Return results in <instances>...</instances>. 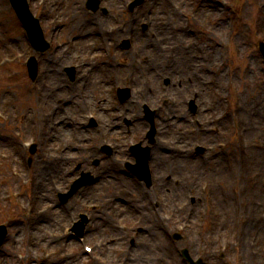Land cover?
I'll use <instances>...</instances> for the list:
<instances>
[{
  "label": "rangeland",
  "instance_id": "rangeland-1",
  "mask_svg": "<svg viewBox=\"0 0 264 264\" xmlns=\"http://www.w3.org/2000/svg\"><path fill=\"white\" fill-rule=\"evenodd\" d=\"M112 0H108V3L111 4V7L116 9L118 7V5L121 4L122 0H115V2H111ZM151 4H155L156 0H148ZM163 1V0H161ZM180 2H182V5L185 6V8H188V2H190V0H178ZM229 1V0H227ZM264 2V0H261ZM0 4L4 7L5 12L7 11V3L5 0H0ZM206 4V2H205ZM207 10H210V8H216L217 4L212 3L211 1L207 0ZM236 4H238V8H237V12L235 15L231 14L229 12V10H227L226 8H221V6H219V10L216 9H212V12L210 13L211 16L210 18L213 20L217 17H219L218 23L217 25H221L220 28H218L217 30L219 31V41L223 44V42L226 40L227 37L231 36L232 41L236 42L237 40L240 42L239 45V49L242 52V56L245 55V59L244 61L241 62H237L234 59V56L232 55L234 53V51H231V61L229 62V66L230 68L227 66V63L225 65H223V70L221 71V73L218 76V79L223 78V82L222 84L225 85L227 82V76L226 75H230L233 76L231 73H234V75L236 76H240L242 74V69L244 66V62L246 60H250L253 65H252V70L250 71H245V75L251 79H253V86L251 85V92L250 95L252 98L256 97L259 98V100L262 101V104L260 105V108H258V111H263L264 110V70L261 68V64L257 55V47H256V38L263 36L262 34H264V17L262 18V22L260 21V15H256V13L254 12V10L252 9V7L249 5L250 2L249 0H236ZM38 9V6L36 7ZM244 8V10H243ZM240 11V12H239ZM241 11H243V13H241ZM4 12V13H5ZM3 13V12H1ZM12 15V10L10 9V12ZM6 14V13H5ZM167 15H162V18H158L156 20V26L157 29L160 30V32L165 33L166 32V36L168 34L172 35V39H166L164 38V44H173L176 42L178 36L173 35V33H177V31H171L170 30H165V28L162 25V21L163 22H168L167 20ZM11 17V15H10ZM9 16L6 15L7 20V24L10 26L12 24L11 18ZM14 17V16H13ZM10 21V22H9ZM178 23V19H172L169 22V27H171L172 25L175 26ZM125 27L127 28V25H125ZM139 27V22L137 24V28ZM136 28V30H137ZM49 32V31H47ZM18 29H15V33L14 35H12L13 37H17L19 34ZM194 34L192 36L191 35V31L190 33L187 31L186 33H180V36L182 37V39L180 40V44L183 43H190V42H195L194 45H197L195 47V51L200 55L202 54V49L197 41L198 40L199 43H204L208 41V38L205 34H199L196 36V33L193 32ZM48 34V33H47ZM182 34V35H181ZM218 35V34H217ZM1 36V35H0ZM93 37H95L94 35H92L90 37V39H93ZM146 38H148V36H146ZM204 38V42H202ZM210 43V44H209ZM208 46H211L212 41H209ZM133 45L138 48L136 43H133ZM79 46L76 48V50L78 49ZM194 46L192 48L191 51H193ZM132 50H129V53L127 54H123L121 56L120 59H118L120 62L124 61L126 63V68L128 69L127 71L123 72V73H118L120 76H125L126 75H130V71L131 70H135L134 66L132 65V61L130 55ZM6 51L2 50L0 51V56H3V54H5ZM179 54H186L181 48L178 51ZM192 53V52H191ZM162 54V60H165L166 58L165 55H169L170 53L167 52L165 55L164 53ZM224 53L221 50V56L219 55L216 58H212V61L210 62V64L214 65L218 62V59L220 57V61L224 60ZM82 55H88L86 54H82ZM143 56V54H142ZM204 58L199 57V56H195L196 59H188L187 63H186V72L183 73V80L185 83H192L191 80V76H190V71L192 72V67L190 66V63L195 64H204L207 65V57L208 55L203 53ZM54 58V57H53ZM94 62H99V56L96 54L94 56H92ZM206 61V62H205ZM71 63L74 64L73 61H70ZM129 62H131V65L129 66ZM226 62V60L222 61ZM160 63L157 62V66H155V74H158V72L160 71L161 68H157L158 65ZM104 67L103 64H96L94 65L93 63V67L94 69L98 68V67ZM50 69L53 68L54 69V73H52L54 77L58 78V71H61V67L55 66V65H51L50 64ZM57 67V68H56ZM109 68V66H106ZM159 70H157V69ZM206 68V67H205ZM58 69V71H56ZM131 69V70H129ZM207 69V68H206ZM20 71V69H19ZM207 71V70H206ZM135 72L137 73V71L135 70ZM147 73H152V69H147ZM26 71L25 70H21L20 71V76L25 75ZM78 74V73H77ZM108 76L102 80H100V77H96L98 76L97 74H94V78H96V84L100 81H102L100 83V88L99 90H95L92 87L87 88L86 87V97L90 98L94 95V98L92 99V103H95L96 101H98L100 98L101 99H105V103L107 105V107L110 105V103H112V101H114L115 99V94L112 92L113 88H114V81L111 80L113 79V77L111 76V74L113 73H109L108 72ZM188 74V75H186ZM17 76L16 78L13 79H8L5 80L4 82H0V90H7L10 89L12 92H16V100L13 101V105L16 104L18 107L21 108V111H23V116L22 117V121H27V124H32L29 122L28 117L30 115V111L31 110H36L37 107H40V109H49L50 106L56 104V102L60 103V107L62 109H66L65 112H61L60 111V107L57 110V117L59 116L60 121L58 123L57 128L53 129V126H50V120L47 121V123L45 124L44 122L41 124V126H39V129H37L35 135H34V130L30 129L28 127L27 129V134L23 135V137H21L22 139L26 138V137H31L33 136L32 140L35 139V141L37 142V147H38V151L36 152V154L31 157L32 163L30 164L31 168H32V180L34 181H38V179L40 181H44L43 186H46L47 191L50 194V198L52 199L53 195H52V189L49 183V178H52L55 174L54 172L57 173V176L55 177V179H57L56 181H59V183L62 185V181H64V175H66V171H68L69 169V163L65 165V163L63 164H58L56 161H48V157H50L52 154H54L56 151H63L66 148H68V151L66 153L67 156H71L72 158L77 157L76 160H82L80 157H83V155H85L84 150L85 148L91 149L95 146L99 145V141H100V136L98 134V132L102 131V128H100L101 124L97 127V128H88L86 130H84V128H74V131L69 132V134L67 135V133L65 132V126L66 125H71V121L73 119L78 120L80 118H82V120L86 119V112L85 110L81 107V104H79V100L76 98L74 100H72L71 97L74 96L73 90L70 91H66L65 88L61 89V92L64 94H68L67 98H70V100H67V98L65 99V96L59 95L56 92V97H51V103L50 101H48V104L46 106L40 105V103L37 102V104L34 101V94L32 93L31 96H24L21 97V95H24V89L21 85L22 82L20 79V76ZM208 76L211 75V73L207 74ZM244 75V77H245ZM217 79V78H216ZM130 80L133 81L132 79V75ZM139 79H137L138 82ZM61 81L64 83H67L65 81V79L61 78ZM190 81V82H189ZM44 81L42 79L39 80V83L37 84L38 86H41L40 84H42ZM198 85L200 84L198 81H195ZM244 82V78L242 80V84ZM49 83V82H48ZM28 85V83H26ZM136 81L134 83V81L132 82L131 85L129 86H124L123 83H121V86L123 87H132L135 86ZM11 86L13 87V89L11 88ZM110 86V87H108ZM178 86L179 83L175 82V89H177V93H179L178 91ZM42 87V86H41ZM84 85L83 83H79L77 88L75 91H77L79 89H83ZM180 87V86H179ZM190 85L187 86V88H189ZM41 88H36V90H39ZM243 89V88H242ZM1 92V91H0ZM2 93V92H1ZM46 93V91L44 89H42V92H40L39 96L41 99H49V98H45L44 94ZM53 94L54 91H52ZM6 94V92H5ZM47 94V93H46ZM180 94V93H179ZM178 94V95H179ZM254 96V97H253ZM179 98V97H178ZM40 99V100H41ZM79 99H80V95H79ZM100 101V100H99ZM221 103L223 105V107H225L226 103L224 101V99H221ZM96 104V103H95ZM250 104H252V101L250 100ZM40 105V106H37ZM133 110H135L136 108L132 107ZM12 113H14V111H10ZM9 111L8 113L11 114ZM122 113V112H121ZM120 113V114H121ZM63 114H68L69 115V119L65 120V117ZM112 116L107 115L108 117L110 116V118H112V120L116 117L115 116V112L111 113ZM132 114V113H131ZM130 114V111H128L127 113L123 114V118H121L120 120H118L119 122H121V127H124V118L127 119H132V115ZM12 116H14L13 114H11ZM115 116V117H114ZM180 119H184L187 120V118H181L180 115H178ZM17 117V116H16ZM54 117V116H53ZM52 117V118H53ZM191 117V116H190ZM51 118V119H52ZM138 118H140V115H138ZM136 118L133 121H136V124L130 125L128 128L129 131V135H136L138 134L139 131H142L143 128L145 127V124L142 123V121H137ZM63 119V120H62ZM175 118H173L174 120ZM98 119H96L97 122ZM17 119L13 121L12 124H7L6 125H1L0 124V150H7L9 148L13 149V153L15 156H17V154L19 153V146H18V141L16 142L14 139H12L11 134L12 132L10 131V129H13L12 127L15 126L18 130V128H21V126L23 125L21 122H16ZM132 121V122H133ZM225 121V120H224ZM223 121V122H224ZM35 124H37L36 122L38 121H34ZM33 122V123H34ZM187 122V121H185ZM222 122V123H223ZM50 123V124H49ZM61 123V124H60ZM134 123V122H133ZM60 124V125H59ZM72 126V125H71ZM147 126V125H146ZM181 126V125H180ZM185 126V130H187L185 134V136H187L186 142L182 141L183 143H186L187 145H192L194 140L196 139L195 134L192 135V133L189 132V129H193L194 125H193V120L192 117L189 118L188 122L184 125H182V128ZM229 122H228V127L229 128ZM181 128V129H182ZM96 129V130H94ZM89 130L92 132V134H90ZM181 131V130H180ZM184 132V131H182ZM33 134V135H32ZM191 134V135H190ZM40 137V139H39ZM217 135L213 134L212 135V141H207L208 143L210 142H217ZM237 142V140H236ZM79 143H81L84 147L83 149H76V147L74 145H79ZM230 150H229V154L228 156L226 154H223L220 151L216 150V153H211L208 156V159L206 161L202 160L201 157L199 156H195L194 158H190L188 156H185L184 159L185 161H183L182 159H178L177 161L178 164L175 166V168L173 169V174L180 180V184H176V185H170V189L168 187H163L162 190H157L156 193L158 194V196H161V198H167L168 195L171 193L175 199V202H180L183 198L182 197H176V196H180L181 193L185 192L183 190H181V186L182 184L184 185L193 175H200L201 173H204L205 175H207L208 173L211 174V176H209L212 181L216 182L219 180H222V182L220 181V185L219 188H217V191H219L218 193L215 194V198L217 199L218 205H219V210L220 213L223 214V218H222V222L225 224L229 223V216H232V207L234 204V199H233V193H224L228 191V187L227 184L230 182V179L232 178V171L234 169H237V165L235 164L236 160H240L242 159V157L240 156V153L237 151V143L236 145H234V140L232 142V144H230ZM255 153H259L263 156L259 157L256 156L254 157L255 160V164H254V168L255 169H263L264 171V152H257L254 151ZM27 158V157H26ZM26 158L23 159V164L26 165ZM222 159V160H221ZM244 159V158H243ZM253 159L251 158V161ZM48 161V162H47ZM47 164H46V163ZM169 164V162H168ZM167 162L165 163V167L164 170H167ZM92 165V163H91ZM90 165V169L93 172L99 173L101 174V178L100 181L98 182V186L96 188V194L97 197H100V194L102 196V194L105 196H107L106 198V203H107V199H113L114 202L112 204H107L108 206V210H109V215H111L113 210H118L117 213L119 214L121 221L123 220V216L129 211L130 206L132 205V202L134 201V199L136 197H138V194H140L141 190L139 189V187L134 184V182H128L124 176L122 178V180H116L114 177H112L110 175L111 172H116L115 169L116 167H114L111 163H107V162H103L100 164L99 167L95 168L94 166ZM227 172H226V171ZM234 172V171H233ZM58 173H59V178L58 177ZM105 173V174H104ZM205 177V176H204ZM201 177V180L204 178ZM224 180V181H223ZM256 181V180H254ZM126 186V187H125ZM5 189H9L12 187H9L8 185L4 186ZM120 189H123V191H125V193L123 192V194H120L118 191ZM42 192V197L41 199L44 197L45 192ZM250 192H253V195L255 197H257L258 200H264V189L263 188H257L256 190L253 189ZM135 193V195H134ZM151 195V194H150ZM228 195V196H226ZM250 194L246 195L243 198H248ZM105 200V198H103ZM43 201H39V203H41L42 205L46 206L49 208V213L51 212V210L54 208L53 206L50 207V202H48L47 200L42 199ZM127 201L126 203L123 202ZM197 204H194V206H196ZM11 207H14V209L16 208L13 205H11ZM48 213V214H49ZM23 212L20 211H16V213L13 212L12 213H8L5 217H9L7 220L8 222V227L10 228V232L11 235L14 234L16 236V238H12L9 237L7 242H5V247L3 249V251L1 252L2 254H0V264H16L15 262V253L17 251V247L19 246V242L22 241L24 235L28 234V231L32 229H27V222L24 220L23 216H22ZM133 215V214H132ZM132 215H130L129 217H127V219H125L127 222H129L130 220L134 219L135 217H133ZM52 216V213H50V217ZM46 218V217H45ZM49 219V218H48ZM47 219V220H48ZM105 221V220H104ZM110 217H108L107 222L109 224V226L111 227V231L110 232H103V237L104 239H106V237L109 236H113V235H117L119 234L116 230L115 227L113 225V223L111 222L110 224ZM48 222H50V220H48ZM48 227H46V229L53 231V224L52 223H48ZM230 224V223H229ZM264 231V228L259 229L257 231V234L260 235L262 232ZM185 233H189V231L185 232ZM184 235V234H183ZM196 236V233H195ZM262 236V234L260 235ZM164 241L166 242V246H169V241L168 239H164ZM163 241V242H164ZM196 241V245L194 247H187L191 254L194 255V253H196L197 251H199L202 246L199 244L198 239L195 240ZM52 242V241H51ZM162 244V243H161ZM161 246V245H160ZM181 246H184V242H180V243H175L174 244V248H180ZM206 246V244H205ZM215 247H207V250L211 252V250H214ZM78 246H72L71 250L73 252V256L71 257L70 261L69 260H65V261H69V262H65V264H109V260H111V258L114 256L115 258H117V256L115 255L114 251H108V252H104V254H102L101 256L99 255V252H94L93 256H85V255H81L79 253V251L77 250ZM52 251L55 250H60V249H51ZM168 254H169V258L171 263L174 264H181L182 262L180 261L178 255L176 254V252H174V249H168L167 250ZM97 259V261H92L94 259ZM212 258H218L217 256L214 257H210L209 258V262L210 263H205V264H235L233 263V259L237 260V255L236 256H226L223 257L222 260H219V262H217V260H211ZM55 258L51 263H47V264H57V262H55ZM205 261V259H203ZM141 264H145L143 261H140ZM123 264H128L127 262H121ZM169 262V260H166L164 262V264H171Z\"/></svg>",
  "mask_w": 264,
  "mask_h": 264
},
{
  "label": "bare ground",
  "instance_id": "bare-ground-1",
  "mask_svg": "<svg viewBox=\"0 0 264 264\" xmlns=\"http://www.w3.org/2000/svg\"><path fill=\"white\" fill-rule=\"evenodd\" d=\"M75 28L76 27H74V30H75ZM210 56H212L213 58H216V57H218L219 56V52L216 50V51H211V54H210ZM189 57H191L189 54L188 55H183V54H180L179 56H178V60H179V63H178V66L176 67L177 69H183V68H185V66H184V64H185V61L189 58ZM207 59L208 60H210L211 59V57L210 58H208L207 57ZM150 84V83H149ZM148 87L150 88V85H148ZM254 99H258V98H256V97H254ZM241 105L242 106H244V103H241ZM252 108H250V110H251ZM242 110H244V107L242 108ZM259 116H261V118L264 120V113H263V115H259ZM158 120V119H157ZM154 123V125H156V123H155V121L154 120H152ZM250 121V120H249ZM257 124H258V129H263L264 130V124H261L260 122H257ZM246 127V129L247 130H249V129H251V128H253V127H251L250 126V124L248 125V126H245ZM257 131H255V132H251V134L253 135L254 133H256ZM165 150V148L164 147H160V146H157V148H156V151H155V153H153L154 154V156L156 157V158H159V159H161V160H170V158H173V157H175L176 155H178L179 154V149H177V150H173L172 151V153H171V155H167L165 152H168V151H164ZM160 151H164V152H160ZM178 162L179 161H177V160H173V162H172V165H177L178 164ZM249 227H251L250 225H245L244 226V228H245V230L246 231H249ZM253 229V228H252ZM156 236V235H155ZM166 253L165 252H163L162 253V255L161 256H163V255H165Z\"/></svg>",
  "mask_w": 264,
  "mask_h": 264
}]
</instances>
